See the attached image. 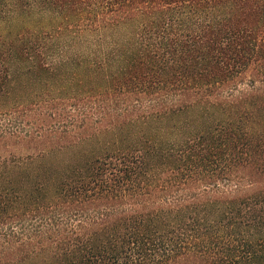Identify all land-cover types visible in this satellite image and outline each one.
Here are the masks:
<instances>
[{
  "label": "trees",
  "instance_id": "16d2710c",
  "mask_svg": "<svg viewBox=\"0 0 264 264\" xmlns=\"http://www.w3.org/2000/svg\"><path fill=\"white\" fill-rule=\"evenodd\" d=\"M0 264H264V0H0Z\"/></svg>",
  "mask_w": 264,
  "mask_h": 264
},
{
  "label": "rangeland",
  "instance_id": "374dc122",
  "mask_svg": "<svg viewBox=\"0 0 264 264\" xmlns=\"http://www.w3.org/2000/svg\"><path fill=\"white\" fill-rule=\"evenodd\" d=\"M26 10H27V8H26ZM26 10H24V11H26ZM24 11H23V12H24ZM27 12H28V10H27ZM24 13H25V12H24Z\"/></svg>",
  "mask_w": 264,
  "mask_h": 264
}]
</instances>
